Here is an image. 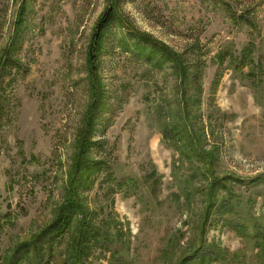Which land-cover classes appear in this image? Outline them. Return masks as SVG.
<instances>
[{
  "label": "rangeland",
  "instance_id": "374dc122",
  "mask_svg": "<svg viewBox=\"0 0 264 264\" xmlns=\"http://www.w3.org/2000/svg\"><path fill=\"white\" fill-rule=\"evenodd\" d=\"M80 231L82 264H264V0H0V264Z\"/></svg>",
  "mask_w": 264,
  "mask_h": 264
},
{
  "label": "trees",
  "instance_id": "16d2710c",
  "mask_svg": "<svg viewBox=\"0 0 264 264\" xmlns=\"http://www.w3.org/2000/svg\"><path fill=\"white\" fill-rule=\"evenodd\" d=\"M114 17V12L113 11H107L103 17L101 18L98 26H97V30L94 34V44L92 45V50L89 54L91 60L90 62L93 63V65H95L96 63V59L98 58V54H96V51L98 49V46L100 44V42L103 40V32L105 31V28L107 27V24L109 21H111ZM86 147H84L83 149H85ZM203 158V157H202ZM224 185V181L219 178L216 177L215 179H213V182L211 184V189L212 191H217V189ZM210 189V190H211ZM210 192V191H209ZM219 193V191H217ZM72 204H74L75 206L77 205L75 202H73ZM74 215L71 216V220L73 218ZM70 215L68 214H59L43 231V234L45 236V238L48 241H51L52 238H55L56 236H60L63 235L65 233V231L67 230L68 226V220ZM87 228L86 225L81 226L82 228ZM121 232L123 235V231L118 230V233ZM82 238H83V231H80L78 239H77V243L75 244V247L77 248V251L74 252V259L73 256L68 258L70 262V264H82V260H81V255L84 249V246L82 244ZM263 240V239H262ZM123 238L121 237V234L119 236L117 235H113V234H105V238L101 241L100 246L103 248V250H108L110 252H112V256H114V254L118 253L120 250H122L123 248V243H122ZM264 241V240H263ZM27 248L29 247V244L26 245ZM24 246H20L18 248V251L21 252ZM205 249V248H204ZM26 250V248H25ZM217 251V249L212 248V247H207L205 251L204 255H200L199 253H203V252H196L195 256L188 254L187 259L185 260L186 262H189V264H204V263H208L210 261L216 260V257L214 256V253ZM213 253V254H211ZM113 257H111L112 259ZM115 258V257H114ZM124 260V258H119L117 261H114L115 263H119L122 262Z\"/></svg>",
  "mask_w": 264,
  "mask_h": 264
}]
</instances>
